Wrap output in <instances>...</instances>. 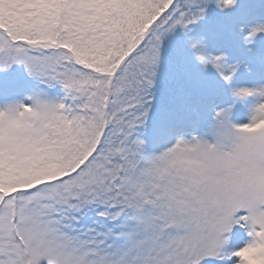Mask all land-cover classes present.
I'll use <instances>...</instances> for the list:
<instances>
[{
    "label": "snow or ice",
    "instance_id": "6c2138e0",
    "mask_svg": "<svg viewBox=\"0 0 264 264\" xmlns=\"http://www.w3.org/2000/svg\"><path fill=\"white\" fill-rule=\"evenodd\" d=\"M0 264H264V0H0Z\"/></svg>",
    "mask_w": 264,
    "mask_h": 264
}]
</instances>
